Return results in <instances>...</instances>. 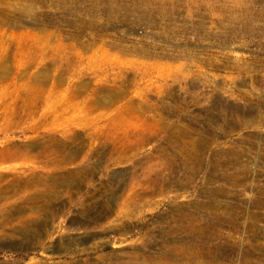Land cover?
I'll list each match as a JSON object with an SVG mask.
<instances>
[{
    "label": "rangeland",
    "instance_id": "rangeland-1",
    "mask_svg": "<svg viewBox=\"0 0 264 264\" xmlns=\"http://www.w3.org/2000/svg\"><path fill=\"white\" fill-rule=\"evenodd\" d=\"M0 31L4 75L58 86L20 124L23 80L0 88V150L80 138L72 164L0 163L38 181L0 264H264V0H0ZM79 85L107 103L76 112Z\"/></svg>",
    "mask_w": 264,
    "mask_h": 264
},
{
    "label": "bare ground",
    "instance_id": "bare-ground-1",
    "mask_svg": "<svg viewBox=\"0 0 264 264\" xmlns=\"http://www.w3.org/2000/svg\"><path fill=\"white\" fill-rule=\"evenodd\" d=\"M1 32V31H0ZM2 48H0L1 50ZM42 49V48H41ZM40 49V50H41ZM47 49V48H46ZM38 52V51H37ZM19 54V53H18ZM36 54V53H35ZM40 54V53H39ZM21 56V55H20ZM22 60V59H21ZM5 61V59H4ZM4 61H0V64L4 63ZM23 61V60H22ZM29 63V62H28ZM27 64V62H26ZM27 66V65H26ZM4 67L0 66V88H7L8 86L13 85L15 87V85L17 84V82L22 81L23 80V84L22 85H18L17 89L14 90L15 92V97L13 95L12 96V100L13 102L16 101H20L21 104L17 105L16 107H14L15 109L12 110V114H10L9 112V108L11 106V103H6L4 104V117L7 120V122H9L10 120H13L12 117H16V122H19V124L21 122H26L28 120H34L36 119L37 115L39 114V111L42 108H46V106H48L47 108H50V98L55 97L56 94L58 95V92L56 93V91H58V86L54 85L53 87H48V91L46 89V86L41 79H39V77L34 76H29L25 77V75H17L14 78H9L6 75H4ZM43 80V79H42ZM56 81V80H55ZM53 85V84H52ZM12 88V87H11ZM8 89V88H7ZM19 89H22V91L18 92ZM57 89V90H56ZM86 87L84 85L82 86H76L73 87L71 89H67L70 95V99L69 101H71V104L69 102V104L71 106H73V108L76 109V112L79 113H83L84 111H90V112H94L100 109V107L104 104L107 103L105 99H101L99 96L100 93L99 92H94L92 94V96L86 98L84 96V98L81 101H77L78 98L82 95L85 94L84 91ZM66 90V91H67ZM89 90V89H87ZM94 91V90H93ZM13 92V93H14ZM67 92V93H68ZM87 92V91H86ZM6 93V92H5ZM11 93V92H10ZM89 93V92H88ZM92 93V92H91ZM66 94V93H64ZM87 94V93H86ZM88 95V94H87ZM10 97V95H9ZM3 98L0 94V99ZM54 99V98H52ZM57 100V99H56ZM80 100V99H79ZM53 102V100H52ZM57 104V103H56ZM14 105V104H13ZM70 105L67 106H62L61 112L63 111L65 112H69ZM52 107H53V103H52ZM72 108V109H73ZM52 110V109H51ZM74 110V109H73ZM59 111V110H57ZM56 111V112H57ZM72 111V110H71ZM45 112V111H44ZM46 114L43 115L45 118V120L48 119L49 116V112H45ZM89 114V113H88ZM87 114V115H88ZM86 114L84 116H87ZM91 115V114H90ZM93 115V114H92ZM43 118V117H42ZM43 119V120H44ZM79 119V118H78ZM92 121V120H91ZM13 121H11L12 123ZM28 123V122H27ZM10 124V123H9ZM11 125V124H10ZM39 125V124H38ZM35 125V126H38ZM17 126V125H16ZM15 126V127H16ZM10 127V126H9ZM18 128V127H16ZM15 128V129H16ZM35 128V127H34ZM10 129V128H9ZM12 129V128H11ZM38 129V128H37ZM8 130V128H7ZM39 130V129H38ZM36 130V131H38ZM35 131V130H34ZM90 131V130H89ZM91 131H93L92 133H88L86 135L90 136L92 139H94V137L96 138L95 141H99V142H103L105 143L104 139H103V135L101 133V130L98 129H92ZM37 136V135H36ZM59 138H58V137ZM57 136H53L50 135V137L48 138V140H46L43 144V147L45 145V147L50 148L47 150H37L36 148L41 149L42 146L36 145L34 148L33 147H6L3 148L2 150H0V163L1 164H5V163H11V162H19V161H42V162H46L48 164H54L56 163V165H62V164H67V163H73L76 159V155L78 156L80 153V148H78V150H76L75 152H72L73 154H71L70 156H67L66 152L64 153L63 148L65 147V139L67 136H71V140L74 144L78 143L80 141L79 135L78 134H73L70 132V130H66L63 129ZM111 136V135H110ZM89 137V138H90ZM69 139V138H67ZM92 142V141H91ZM39 143V142H38ZM98 143V142H97ZM67 144V143H66ZM79 144V143H78ZM70 145V144H69ZM80 145V144H79ZM92 145V144H90ZM89 145V146H90ZM97 145V144H96ZM12 146V145H11ZM19 146V145H18ZM95 146V145H94ZM103 146V145H102ZM68 149V148H67ZM113 151V150H112ZM69 154V153H68ZM53 155H56V158H53ZM114 155H117L116 153ZM55 157V156H54ZM79 157V156H78ZM84 157V156H82ZM115 157V156H114ZM112 158V157H111ZM87 160V159H86ZM37 163V162H36ZM77 163V162H75ZM6 166V164H5ZM51 166V165H50ZM55 166V165H54ZM69 166V165H68ZM16 168L15 166L11 167V166H7V167H0V219H4V217L7 215H20L22 214V198L25 197V195H30V193H32L31 188L34 186V184L38 181H36V178H34V176H36L35 174L29 179L23 178L22 176L15 174L16 173ZM19 168V167H18ZM56 168V167H55ZM64 168V167H63ZM32 169V168H31ZM37 169V168H36ZM12 171L13 174L9 175L6 174V172H10ZM11 172V173H12ZM24 172V171H23ZM22 173V172H19ZM23 175V173H22ZM75 174H72L71 177L73 178ZM77 175V174H76ZM25 176V175H24ZM59 177V176H58ZM40 180V179H39ZM42 180V179H41ZM53 180V179H52ZM51 180V181H52ZM55 180V178H54ZM72 180V179H71ZM77 180V178H76ZM43 181V180H42ZM45 181V180H44ZM64 182V180H63ZM70 181V183H63L66 187L70 188L72 185H74V182ZM78 182V181H77ZM43 183V182H41ZM60 183V182H59ZM80 183V182H79ZM78 183V184H79ZM39 184V183H38ZM56 184V183H55ZM58 185V184H57ZM55 186V185H53ZM63 186V185H62ZM39 187V185H38ZM44 187V186H43ZM61 187V186H59ZM46 188V187H45ZM63 188V187H62ZM61 188V189H62ZM47 189V188H46ZM45 189V190H46ZM56 189V188H55ZM42 190V188H41ZM67 191V189H66ZM55 192V190H54ZM68 192V191H67ZM43 193V192H42ZM57 193V192H56ZM62 193V192H61ZM33 194V193H32ZM28 198V197H27ZM38 199V198H37ZM34 200V199H33ZM29 201V200H27ZM46 201V200H45ZM44 201V202H45ZM48 204V203H47ZM32 205V203H31ZM35 205V204H33ZM27 206V205H26ZM30 206V205H28ZM42 206V205H41ZM34 209V207L31 206V210ZM34 212V211H33ZM32 212V213H33ZM28 214L30 212H27ZM36 213V212H34ZM33 213V215H34ZM24 214V213H23ZM36 216L38 214H35ZM24 216V215H22ZM26 216V215H25ZM32 217V216H31ZM18 218V216H17ZM29 218V217H28ZM8 219V218H7ZM13 220V219H12ZM26 220V219H25ZM21 221V219H20ZM1 222V220H0ZM22 222V221H21ZM4 223V222H3ZM26 223V222H25ZM3 225V224H2ZM1 225V226H2ZM30 225V224H29ZM5 228V227H3ZM23 230V229H21ZM26 231V229H25ZM1 237V236H0ZM3 237V236H2ZM2 239V238H1Z\"/></svg>",
    "mask_w": 264,
    "mask_h": 264
}]
</instances>
